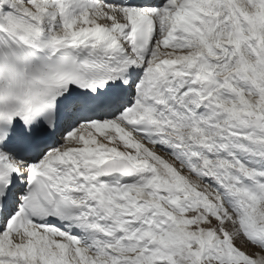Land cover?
I'll use <instances>...</instances> for the list:
<instances>
[{"label": "snow or ice", "instance_id": "1", "mask_svg": "<svg viewBox=\"0 0 264 264\" xmlns=\"http://www.w3.org/2000/svg\"><path fill=\"white\" fill-rule=\"evenodd\" d=\"M0 264H264V0H0Z\"/></svg>", "mask_w": 264, "mask_h": 264}]
</instances>
